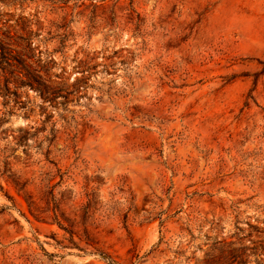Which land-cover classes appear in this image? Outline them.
<instances>
[{
	"label": "rangeland",
	"instance_id": "1",
	"mask_svg": "<svg viewBox=\"0 0 264 264\" xmlns=\"http://www.w3.org/2000/svg\"><path fill=\"white\" fill-rule=\"evenodd\" d=\"M0 264H264V0H0Z\"/></svg>",
	"mask_w": 264,
	"mask_h": 264
},
{
	"label": "trees",
	"instance_id": "2",
	"mask_svg": "<svg viewBox=\"0 0 264 264\" xmlns=\"http://www.w3.org/2000/svg\"><path fill=\"white\" fill-rule=\"evenodd\" d=\"M59 223V222H58ZM59 225H61V224H59Z\"/></svg>",
	"mask_w": 264,
	"mask_h": 264
}]
</instances>
